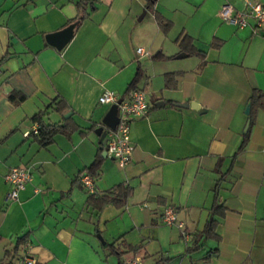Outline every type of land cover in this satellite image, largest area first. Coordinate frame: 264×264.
Masks as SVG:
<instances>
[{
  "label": "crops",
  "instance_id": "obj_1",
  "mask_svg": "<svg viewBox=\"0 0 264 264\" xmlns=\"http://www.w3.org/2000/svg\"><path fill=\"white\" fill-rule=\"evenodd\" d=\"M78 1L0 0V258L8 259L5 250L28 232L14 262L26 249L35 264H118L119 257L130 264H264L263 108L247 128L245 148L234 154L250 120L252 87L264 91V27L253 19L237 27L220 14L224 4L243 9L245 0H156L155 9L172 21L167 32L146 0H94L83 18ZM71 24L61 47L48 39ZM181 31L203 57L180 55ZM215 38L219 46L211 45ZM138 66L137 87L150 106L130 123L131 161L120 166L103 149L94 176L95 191L126 182L132 192L123 204L98 211L76 176L97 153L94 129L111 105L99 95L110 89L126 96ZM169 71L177 73L174 86L165 83ZM13 90L24 98L11 99ZM58 97L78 127L42 146L25 132L47 106L46 120L61 118L49 107ZM13 165L28 166L31 179L16 199H6L5 173ZM221 173L216 190L226 208L217 236L200 237L202 246L189 251ZM166 205L181 227L162 220ZM96 229L105 242L134 248L119 256L103 247Z\"/></svg>",
  "mask_w": 264,
  "mask_h": 264
},
{
  "label": "trees",
  "instance_id": "obj_2",
  "mask_svg": "<svg viewBox=\"0 0 264 264\" xmlns=\"http://www.w3.org/2000/svg\"><path fill=\"white\" fill-rule=\"evenodd\" d=\"M86 1L85 4L78 1V5L81 9V13L79 15V18H83L88 12L87 7L89 6L91 9L94 7V0H82ZM156 3V0H146V6L147 8H151L154 11V17L155 20L159 26V28L163 32H167L170 27L172 26V21L165 17L161 12H159L157 9H155L154 5ZM176 42L179 44L181 50H183L186 54H197L199 56H204V51L202 49H199L196 45L193 43L192 36L187 33L186 31H181L179 35L176 37ZM221 39L215 38L212 40L211 45L212 46H219L221 44ZM161 53L157 52L153 56H160ZM142 74V68L141 66H138V69L136 71L135 76L133 79L128 83L127 88L125 92L129 93L132 89L137 88V82L140 79V76ZM177 73L174 71L166 72L165 74V83L169 86H174L176 83L175 75ZM10 98L13 100H19L24 98V94L20 93L16 90H13L9 94ZM249 103H250V111H249V118L251 120L250 126L254 122V116L258 108L264 109V91L261 90L258 87L253 86L251 90V94L249 97ZM49 107L51 110L56 111L60 114V119L53 121V120H46L45 116L50 112L48 110V106L45 107L44 110H41L34 114L32 116V120L36 121L38 124V128L36 132L30 131L29 134H32L39 142L40 145L45 146L49 144L53 140V136L56 133H63V134H69L73 129L77 128L78 125L74 121L72 115H69L67 117L64 116L65 113H67L69 110L68 103L62 98H54L53 102L50 103ZM108 130V128H107ZM249 133L250 128L243 134L241 142L236 149V154L238 151L243 150L248 142L249 139ZM105 148V144L102 145L99 141V146L97 153L92 160V162L84 167L82 170L79 171V173L76 176V179L78 180V183L81 184L79 180V176L83 171H89L94 176L99 175V169L102 163L103 157L101 156L102 150ZM223 174L219 176L217 179V182L215 183V192H214V202L212 206L210 207L208 217L205 221V224L203 228L195 234V238L193 242L188 246V250H195L202 246V243L200 241V237H216L215 233V226L218 221V216L222 215L225 211V205L219 198V195L217 193L216 187L219 184L220 179L222 178ZM132 192V186L126 182H118L111 187L102 190V191H94L89 192L86 198V202L88 205L92 206L93 208L97 209L98 211L103 208L108 203H114V204H123L127 197ZM28 239V232L23 233L20 235L15 244L11 249L5 250L4 255L8 256V259H5L4 257L0 258V264H13V258L15 257L19 246L26 242ZM122 245L126 247L125 249L120 246V243L115 245V242H105L103 244V247L108 246L111 250V252L117 253L119 256H122L127 250L133 249L134 245H131L125 241H121ZM118 264H130L123 259L118 260ZM153 264H163L161 260H157Z\"/></svg>",
  "mask_w": 264,
  "mask_h": 264
},
{
  "label": "built area",
  "instance_id": "obj_3",
  "mask_svg": "<svg viewBox=\"0 0 264 264\" xmlns=\"http://www.w3.org/2000/svg\"><path fill=\"white\" fill-rule=\"evenodd\" d=\"M221 17L228 20L237 27H243L249 23L250 19L254 20V25L264 27V2L259 0H245L243 9L235 10L230 4H224L220 10ZM137 50L142 53L143 47L139 46ZM119 95L110 89H104L99 95L100 103H115ZM149 100L146 93L141 88L132 89L122 100L117 103L118 121L113 129L108 128L106 133L105 151L106 154L114 158L120 166H124L131 161L134 142L130 135V123L136 116L147 113L149 109ZM38 124L35 123L30 131L36 132ZM31 179V170L26 165H13L7 173L5 180L9 183V190L6 199H16L18 192L22 189L26 182ZM79 180L81 185L88 191L94 192V175L89 171H83ZM162 220L165 223L176 224L181 227L182 222L177 219V213L172 205H166L163 209ZM27 246V242L23 247ZM36 258L28 250L24 249L13 264H35Z\"/></svg>",
  "mask_w": 264,
  "mask_h": 264
},
{
  "label": "water",
  "instance_id": "obj_4",
  "mask_svg": "<svg viewBox=\"0 0 264 264\" xmlns=\"http://www.w3.org/2000/svg\"><path fill=\"white\" fill-rule=\"evenodd\" d=\"M80 2L85 4L86 1H80ZM72 26H73V24L68 25L67 27H65L62 30H59V31H56L54 33L49 34L48 39L51 42H53L57 47H61L71 36ZM180 55H185V52L180 53ZM122 98L123 97H119L115 103H112L110 105L109 109L107 110V112L105 113V115L102 118V125H100L94 129V131L99 134V141L101 142L102 145H104L105 141H106L107 128L113 129L115 127L117 121H118L117 103H119L122 100ZM177 104L181 105V106L189 105L188 102H178ZM190 104L192 105L191 102H190ZM194 107L196 108L197 106H194ZM249 109H250V103L248 102L246 107H245V113H249ZM69 115H70V111H68L67 113L64 114L65 117H67ZM249 124H250V120H247L244 131L247 130ZM104 153L106 154L105 151H104ZM96 235L102 242H105L101 232L97 229H96Z\"/></svg>",
  "mask_w": 264,
  "mask_h": 264
},
{
  "label": "rangeland",
  "instance_id": "obj_5",
  "mask_svg": "<svg viewBox=\"0 0 264 264\" xmlns=\"http://www.w3.org/2000/svg\"><path fill=\"white\" fill-rule=\"evenodd\" d=\"M109 106V105H108Z\"/></svg>",
  "mask_w": 264,
  "mask_h": 264
}]
</instances>
